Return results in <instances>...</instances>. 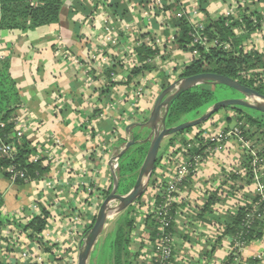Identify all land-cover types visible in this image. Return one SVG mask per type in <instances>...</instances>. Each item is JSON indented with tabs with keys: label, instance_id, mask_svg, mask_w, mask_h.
<instances>
[{
	"label": "crops",
	"instance_id": "obj_1",
	"mask_svg": "<svg viewBox=\"0 0 264 264\" xmlns=\"http://www.w3.org/2000/svg\"><path fill=\"white\" fill-rule=\"evenodd\" d=\"M201 1L206 3V12L200 10L204 22L207 18L216 20L224 17V13L230 9L238 14L236 19H240L241 22L240 27L234 29L236 37L247 33L243 18H249L251 22H260L264 19V0H243V3L238 0H200L199 6ZM63 2L60 21L57 24L25 31L0 29V60L9 62L10 77L21 98V104L15 111L13 119L17 121L23 117L33 116L41 122L40 129L25 132L23 138L34 146L37 143L44 144L45 135H51L74 159L75 165V169H72L75 177L65 179L64 176H60L63 172L60 167L50 168L49 162L44 159V162L49 164L47 173L38 180L23 184L11 181L0 172L2 264H53L58 247L56 246L55 250L50 243L30 236L29 230H26V226L34 218L40 217L43 210L50 218L43 231L47 233L52 231L51 234L57 233L61 236L65 231L68 234L58 244L60 247L65 246L66 238L71 236L69 233L72 232L73 225H69L67 221L71 220L77 208L83 216V221H79L75 227L81 222L83 230L90 228L101 205L98 193L104 194L112 185L111 170L103 158L112 152V148H123L125 143L131 140L133 133L141 136L142 139L138 142L147 138L149 134L147 127H133L129 134L126 128L131 124L147 121L157 96L164 89L163 86L167 87L180 79L184 67L193 62L189 50L177 48L171 43L169 36L171 33L175 35L176 30L168 23L167 14L160 11L156 20L150 22L143 16L145 10L138 6L141 13L130 14L131 21L124 22L120 14L111 7L109 0V20L113 33L127 43L137 42L146 33H154L156 37L159 36L161 43L157 48L158 56L149 61L152 71H142L133 76L132 70L115 63L106 72L101 60L98 62L89 60L87 56L92 47L100 46V38L93 37L92 40L88 38L85 28L82 27L85 22H79L92 15L95 2L93 0ZM176 2L187 8L190 6V0H164L163 5L170 6ZM126 27L131 31L124 34L122 30ZM166 31L168 34H165ZM253 32L254 30L249 32L245 44L239 50L246 53L245 58L251 66L248 71L255 75V72L264 71V43H258L250 48L248 43ZM254 36L255 34L252 38ZM58 40L62 41L80 61L81 67H73L61 59L58 55ZM120 49L107 45L102 48V53L109 60L118 61ZM139 62L138 67L141 64ZM89 70L92 80L83 81L82 77L89 74L87 73ZM109 73L116 75L119 80L111 82ZM142 82L147 91L145 97L139 100L129 97L130 91ZM123 93L127 95V99L124 98L122 101ZM99 107H107L104 115L100 114ZM86 117L88 120L85 123L83 121ZM232 118L236 120L235 124L230 126L229 121ZM241 123L248 122L246 119H239L236 113L230 110L225 116L214 114L210 121L196 128L175 137L165 138L166 143L158 154L155 169H163L160 171L166 181H171L176 165L184 159V152L177 148L178 144L186 145L218 130L229 132L239 128ZM255 127L264 131L261 126ZM114 134H118L119 140L110 142ZM4 137L11 140L12 129ZM244 141H247V137ZM43 148L49 152V147ZM251 151V147H246L237 140H228L223 151L217 154L206 152L198 154L200 161L197 167L194 170L190 168L167 206L169 212H172L170 215L168 212V217L172 220L173 238V258L170 264L229 263L231 234L226 233V226L234 213L222 220L221 210L229 201H238L241 206L247 205L246 207L250 203L253 204L257 198L256 186L264 183V168L258 169L255 175L250 174ZM168 163L170 166L166 168L165 164ZM56 175H58L56 194L49 190L44 192L42 180L53 179ZM155 180V177L151 176L148 193L144 198L148 197L150 205H146L147 208L140 206L144 202L141 198V204L136 203L135 207L130 208L145 216L143 222L135 221L131 217L132 212L128 217L133 223L127 254L130 264H155V247L160 231L152 212V204L157 205L161 198ZM211 187L216 191H211ZM36 197H42L43 200L45 198L46 202L38 201L37 209L29 211L37 201ZM56 197L60 198L62 205H59ZM138 204L139 209H136ZM55 208L61 210L56 212ZM149 214L152 216H147ZM50 220L52 221L49 222ZM7 229L12 230H8L7 233ZM8 234L13 239L7 237ZM241 258L247 264H264L263 229L259 238L246 242Z\"/></svg>",
	"mask_w": 264,
	"mask_h": 264
},
{
	"label": "built area",
	"instance_id": "obj_2",
	"mask_svg": "<svg viewBox=\"0 0 264 264\" xmlns=\"http://www.w3.org/2000/svg\"><path fill=\"white\" fill-rule=\"evenodd\" d=\"M94 3V11L92 15L84 20H80L79 22L84 21V25L82 26L85 28L84 30L87 33L88 38L92 40L93 37L100 38V46L92 47V49L88 53V59L89 60H95L99 61L101 60L102 66L105 68V71L108 72V69L111 68L112 65L115 63L122 64L126 69L133 70L134 68L138 67V56L136 55V49L142 45H148L150 47H156L160 45L161 41L159 39V36L156 37L154 33H146L145 35H142L140 40L137 42H131L127 43V41H124L122 38L117 36L115 32L113 33V28H111L109 15H110V8H109V0H93ZM239 2L243 3V0H238ZM164 0H155L154 3L148 4L147 8L143 12V16L147 18L148 21L152 22L155 18V13L162 11L164 8ZM200 0H190V6L189 8L183 6L181 3H178L179 9L176 12L177 18H186L188 23L191 24L193 27V31L191 32L192 37V43L190 46L192 47L191 54L192 56L198 57V48H203L207 50L209 47H219L222 48L225 52L231 53L233 57L235 58H245L247 55L244 51H235L233 48V45L230 42H220L217 39L209 41L204 35H203V29H204V20L200 13L199 8ZM122 4L128 9L129 13L132 15L139 14V7L136 5V2L133 0H122ZM245 4V3H244ZM243 4V5H244ZM246 11V10H244ZM238 14H235V11L232 9L226 11L224 13L223 18H233L237 17ZM239 22H241L240 19H238ZM125 22V21H124ZM254 24V32L251 35L250 41L248 43V46L252 48L253 46L257 45L258 43H264V19H262L260 22L253 21ZM123 33L130 32V28L126 27L125 30H122ZM90 33V34H89ZM255 34L254 38L253 35ZM133 38V37H132ZM171 43L174 42V35L173 33L169 36ZM109 46L111 48L113 47H120V55L118 57V61L115 60H109V58H106L103 56L102 48ZM58 50L62 51L61 58L67 62L69 65L73 67H81L80 61L63 45L62 41L58 42ZM111 49L109 48L108 51ZM158 55H156L157 57ZM140 63V62H139ZM100 64V63H99ZM137 66V67H136ZM141 64L139 65V67ZM208 65L206 62H203V69H207ZM104 70V69H103ZM84 77H82L83 81H90L92 80L91 70H89ZM261 73H264V71L261 72H255V75H249L247 76L248 79L252 78H258V81L254 82L256 85L264 87V78H262L260 75ZM109 78L111 82H115L119 80V78L114 75L113 73H109ZM180 80V79H178ZM177 80V81H178ZM146 89L144 87V82L142 84L138 85L135 89L130 91L129 97L133 98L134 100L143 99L146 95ZM127 99V95L123 93L121 95L122 101ZM101 115L105 114V111L107 110V107H99L98 108ZM88 117L85 118L83 122H87ZM82 125V124H81ZM242 127L244 129H242ZM5 128V125L0 122V131H3ZM41 128V122L33 117V116H27L23 117L21 119H18L12 128V138L11 140H6L4 136L0 134V156L7 157V158H13L17 151H16V145H19L20 142L23 139V136L25 132L27 131H35L36 129ZM252 128V130H251ZM257 128L250 124H243L241 123L239 128H235L232 131L226 132L223 130H218L215 133H207L206 135H203L202 137H199V139H195L186 145L178 144L177 148L179 147L184 152V159H182L175 167L174 175L172 177L171 181H166L167 179L164 177L162 171L163 169L157 170V168L152 172L151 176L155 177L156 181V188L157 191H159V195L161 196L160 201L161 203L155 205L153 204L152 212L155 215L156 218V225L159 227V235L158 242L156 243L154 254V262L155 264H170L171 260L173 258V238L171 234V225L172 220L170 217H168L169 208H167L169 202L172 201L173 193L177 190L178 185L181 183V180L185 177V175L188 173L190 168L194 170L200 159L198 154L200 153V149H203L201 152L206 153H219L223 151V147L225 143L228 140H237L241 144L245 145L246 147H251V158L249 162V171L251 175H255L257 170H261L264 168V144L260 143L258 139H255L253 136V132H256ZM90 133L89 128L87 129V134ZM118 134H114L110 140V142H115L119 140L117 138ZM247 137V141H244V138ZM44 146L43 143L41 144H35L33 147L36 149L35 153L32 154L29 158V161L32 163L37 162L38 160H46L50 164V168H58L63 171L60 176H64L65 179H73L75 176L72 173V169H75L74 159L61 148L60 143L55 140L54 137L51 135H45ZM52 138L54 140H52ZM263 141V140H262ZM43 147H49V152L45 150ZM109 148L110 145H109ZM51 149V150H50ZM123 148L113 149L112 152L106 156V158H103L105 163H108V166L111 171L117 173L118 166H119V158L118 154ZM200 155V154H199ZM166 168L170 166V164H165ZM165 168V167H163ZM162 170V171H160ZM9 173V179L13 182H16V180H22L24 183L29 182V180L25 177L24 173L21 170H18L17 167L10 166L7 170ZM151 178V177H150ZM43 183L41 186H43L44 192H53L56 194V189H58V175L54 176L53 179L50 180H42ZM79 185V184H78ZM214 187H211V191ZM107 191V190H106ZM99 195V200L103 201V199L106 197L105 193ZM255 193L257 194V200L254 201L253 204L241 206L238 201H229L224 205V207L221 210V219H226L230 214H236L239 210L244 209L245 215L243 219V228L250 229L252 225L255 222H258L262 225V229L264 230V210L260 209V203L264 201V183H259L256 186ZM36 202L32 206V208L29 209V211H35L38 206V201L45 203L46 199L42 197H36ZM56 201L59 203V205H62L60 198L56 197ZM137 201L134 203L136 204ZM165 204V205H164ZM143 205V204H142ZM147 208V206L145 207ZM56 212L61 210L60 208H55ZM143 216V215H142ZM145 219V216H143ZM50 219V218H49ZM48 220V219H47ZM50 220L49 222H51ZM79 221H83V216L80 213L79 209L77 208L73 215L71 220L69 219L67 223L69 225H73L72 232L69 233L71 236H68L66 238V245L63 247H60L58 244L62 242L64 237L67 234L65 231L64 235L61 236L57 233L51 234L52 231L47 233L45 230L42 231L39 235H37V239L44 240L47 243H50L54 249L57 251L53 258V264H77L78 260V250L80 246L81 240L84 238L85 234L87 233L88 229L86 230L80 225L75 227V225H78ZM140 221V219H138ZM47 222V221H46ZM68 225V226H69ZM69 228H71L69 226ZM8 230L12 229H7ZM53 233V232H52ZM7 237H10L13 239L12 236L9 234ZM156 237V238H157ZM79 239V240H78ZM230 246H231V262L229 264H247L246 261H244L241 258V253L244 249V245L246 242L241 238V235L239 234H231L229 236ZM57 246V247H56ZM63 249L61 252L60 249ZM260 256L258 257V259ZM42 260V258H40Z\"/></svg>",
	"mask_w": 264,
	"mask_h": 264
},
{
	"label": "trees",
	"instance_id": "obj_3",
	"mask_svg": "<svg viewBox=\"0 0 264 264\" xmlns=\"http://www.w3.org/2000/svg\"><path fill=\"white\" fill-rule=\"evenodd\" d=\"M133 1L136 2V5L145 10L147 5L149 3H154L155 0ZM63 3V0H0V29H18L25 31L27 29L57 24L60 21ZM111 7L116 13L120 14L123 21H131V15L128 9L122 4V0H111ZM205 7L206 3L201 1L199 8L204 13L206 12ZM178 9L179 5L178 2H176L173 5L165 6L162 12L167 14L168 23L176 30L173 45L191 52L192 47L190 44L192 43L191 32L193 31V27L188 23L186 18L176 17L175 12H177ZM242 21L246 26L244 29L247 33L241 36L239 35L238 37H236L234 33V29L240 27V22L236 18L219 17L216 20L207 18L204 22V29L202 32L209 41L217 39L220 42H230L235 51L240 52L239 49L245 44L249 32L254 30V24H252L253 22H251L249 18H243ZM165 34H168V32L166 31ZM198 53V57H193V62L184 67L180 74V79L203 72H212L236 80L249 88L255 89L264 96V87H258V85L254 83L258 81V76L254 79L247 78V76L249 77L250 75L248 68L251 66L246 58H235L231 53H227L219 47H209L207 50L198 48ZM136 55L138 56L141 66L131 71V75L133 76L138 75L142 71L153 70L151 65H149V61L158 55V49L142 44L136 49ZM203 62L207 63V69H203ZM9 66L7 60H0V122L5 125L4 130L0 131L2 136L7 135L13 128L16 122L13 116L21 104L18 89L9 74ZM260 76L264 78V73H261ZM203 86L205 85L196 86L187 90L173 102L166 119L167 127H174L185 122L188 120L185 117L189 113H193L197 117V114L205 113L206 109L214 104L215 101L213 100L212 90L204 89L202 88ZM163 88L165 87L163 86ZM228 108L235 111L239 119L245 118L249 124L259 128L262 126L257 118L244 115L241 107ZM210 120L211 118L208 121ZM190 129L185 131H189ZM131 139L136 141V143L126 150L119 158V166L116 173L119 194H125L130 190L132 186L130 183L136 179L148 149L147 142H138V140L142 139L139 134L133 133ZM16 151L17 153L13 158L0 156V172H2L5 177H9L7 170L13 165L17 167L18 170H21L29 181L38 180L47 173L49 164L47 162L45 163V160L41 159L35 163L29 161L30 156L36 151L30 142L23 138L20 144L16 145ZM199 151L201 152L203 149ZM16 183L23 184L24 182L18 179ZM111 188L112 185L106 191V196L109 194ZM140 199H138V201ZM159 201L160 199L158 200V204L162 202ZM260 209L264 210V201L260 203ZM41 213L40 217L34 218L26 226V230H29L30 236L33 235V237H37L45 228L49 214L45 210ZM170 214H172L171 211L169 212V215ZM244 215V209L239 210L235 215L233 214L228 220L226 233L239 234L245 242L254 238H259L262 225L255 222L250 229L243 228ZM132 228L133 223L130 219H127V215H124L114 228V232L112 231L110 236L106 238L104 245H102V247L104 246V252L100 255L101 260H110L112 264H130L127 259V254L129 235ZM97 257H99V255H97ZM231 258L232 257H229V263L231 262Z\"/></svg>",
	"mask_w": 264,
	"mask_h": 264
},
{
	"label": "water",
	"instance_id": "obj_4",
	"mask_svg": "<svg viewBox=\"0 0 264 264\" xmlns=\"http://www.w3.org/2000/svg\"><path fill=\"white\" fill-rule=\"evenodd\" d=\"M223 86L241 95V98L224 99L217 101L209 107L200 117L182 122L174 127H167L166 119L173 102L187 90L200 86ZM227 107H241L254 110L264 115V96L255 89L249 88L236 80L212 72L184 77L165 87L157 96L149 118L144 123L131 124L126 128L127 134L133 127H147L149 134L144 142L148 149L132 189L125 195L118 193V180L116 173L111 171L112 188L103 199L94 222L80 242L77 264H88L89 259L102 235L111 211V202H118L117 213L125 211L128 207L142 197L147 191L149 180L158 159L161 142L168 137L179 134L187 129L195 128L207 122L219 110ZM136 141H127L118 154L120 158Z\"/></svg>",
	"mask_w": 264,
	"mask_h": 264
},
{
	"label": "rangeland",
	"instance_id": "obj_5",
	"mask_svg": "<svg viewBox=\"0 0 264 264\" xmlns=\"http://www.w3.org/2000/svg\"><path fill=\"white\" fill-rule=\"evenodd\" d=\"M150 4H152V3H149V5ZM158 17V12L157 13H155V18H154V20H156V18ZM58 42H59V40H58ZM58 42H57V48H58ZM66 48V47H65ZM67 49V48H66ZM61 53H63L62 51H60V50H58V55L59 56H61L60 54ZM62 59V58H61ZM63 60V59H62ZM64 61V60H63ZM65 62V61H64ZM67 63V62H66ZM202 88H204V89H211L212 90V92H213V100L215 101V102H217V101H221V100H224V99H232V98H241V95L240 94H238L237 92H235V91H233V90H231V89H229V88H226V87H220V86H210V85H205V86H203ZM214 102V103H215ZM208 109V108H207ZM206 109V110H207ZM242 109V112H243V114L244 115H248V116H251L252 118H257V120H259V122H261V127H262V129L264 130V115L263 114H260V113H258V112H256V111H254V110H251V109H246V108H241ZM230 108H224V109H221V110H219L217 113H215L216 115L217 114H223V116H225L227 113H229L230 112ZM235 112V111H234ZM203 113H199V114H197V117L193 114V113H189V114H187L186 115V117L185 118H187L188 120H186V121H190V120H193V119H196V118H198V117H200L201 115H202ZM243 119H245V118H243ZM235 120L236 119H234V118H232L230 121H229V124H230V126H233L234 124H235ZM196 128V127H195ZM193 129V128H192ZM251 130H252V128H251ZM260 131H262V130H257L256 132H253L254 134H253V136H254V138L255 139H258V138H262V139H258L259 141H261L260 143H263L264 142V131H262V133H260ZM181 133H179V134H175V135H173L174 137L175 136H178V135H180ZM262 135V136H261ZM263 140V141H262ZM165 143H166V139H164L162 142H161V146H160V149H159V153L164 149V145H165ZM158 153V154H159ZM136 178H137V176H136ZM136 180V179H135ZM135 180L134 181H132L131 183H130V185H132L131 186V188H130V190L132 189V187H133V185H134V183H135ZM129 190V191H130ZM111 191V190H110ZM128 191V192H129ZM127 192V193H128ZM127 193H125V194H127ZM147 193H148V191H146L143 195H142V199H144L145 197H146V195H147ZM125 194H121V195H125ZM152 199H153V197H152ZM141 200V199H140ZM138 201L137 200V203H142V201H144L143 202V205H140V206H148V205H150V201L148 202V197L146 198V199H144V200H142V201ZM149 203V204H148ZM153 205V204H152ZM133 207H135V204L134 205H132ZM132 206H130V207H128L125 211H123V212H121V213H117V207H118V202L117 201H115V202H111V211H110V213H109V218H108V220H107V225H106V227H105V229H104V231H103V233H102V235L100 236V238H99V240H98V243H97V245H96V247H95V249H94V251H93V253H92V255H91V257H90V259H89V262H88V264H112L111 263V261L109 260H107V259H105V260H101V256L100 255H102L103 254V252H104V246L102 247V245H104V242H105V240H106V238L107 237H109V235L112 233V231L114 230V228L117 226V224H118V222H119V220L122 218V217H124V215H127V219H128V217L130 216V212H132V214H133V216H131V217H133V219H135V221H138V219H140V222H143L144 221V217L141 215V214H143V213H139V212H137V210H130V208L132 207ZM136 209H139V204L137 205V207H136ZM131 214V215H132ZM150 215L151 214H149V215H147V216H149L150 217ZM152 216V215H151ZM133 230H135L136 231V229H133ZM114 232V231H113ZM102 247V249L100 250V248ZM97 255H99V257H97ZM104 258V257H103Z\"/></svg>",
	"mask_w": 264,
	"mask_h": 264
}]
</instances>
